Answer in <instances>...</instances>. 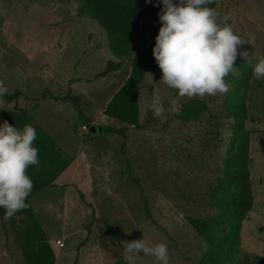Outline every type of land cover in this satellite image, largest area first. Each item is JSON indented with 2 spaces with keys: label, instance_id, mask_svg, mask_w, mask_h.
Returning <instances> with one entry per match:
<instances>
[{
  "label": "rangeland",
  "instance_id": "rangeland-1",
  "mask_svg": "<svg viewBox=\"0 0 264 264\" xmlns=\"http://www.w3.org/2000/svg\"><path fill=\"white\" fill-rule=\"evenodd\" d=\"M82 1L0 0V80L13 95L4 94L0 107H25L27 123L43 126L57 149L73 156L55 185L31 197L55 250V264H113L123 255L126 241L142 235L153 243H167L169 264H192L206 242L184 214L212 211L207 192L219 174L225 146L209 127L235 78H224L226 92L194 95L206 99L209 111L184 121L174 112L190 97L162 83L159 66L150 67L139 86L143 126H129L126 135L108 130L120 123L104 108L128 76L130 59L125 57L118 70L95 76L109 59L119 58L109 49L107 30L78 13ZM214 8L221 22L228 16L252 59L264 54V0H217ZM68 90L79 95V107L59 98ZM153 95L164 104L158 117L149 107ZM248 115L254 203L243 221L240 254L250 252L264 260V78L251 80ZM93 124L97 132L90 130ZM216 125L227 137V124ZM16 217V227L8 217L0 219V264H26L16 237L25 216ZM104 220L119 240L106 233ZM135 264L160 262L140 252Z\"/></svg>",
  "mask_w": 264,
  "mask_h": 264
},
{
  "label": "trees",
  "instance_id": "trees-1",
  "mask_svg": "<svg viewBox=\"0 0 264 264\" xmlns=\"http://www.w3.org/2000/svg\"><path fill=\"white\" fill-rule=\"evenodd\" d=\"M175 2V0H174ZM212 0L210 7L216 5ZM159 0H83L79 14H88L96 19L108 32L109 49L119 58L109 59L104 70L95 76H103L118 70L123 59H130V71L124 82L108 99L104 113L119 121L115 130L126 135L129 126L141 127L139 114V86L150 67L158 66L152 53L155 36L160 27L158 12ZM244 45L238 46V52ZM255 60L237 55L234 65L237 73L225 76L233 79L232 90L226 96L221 109L212 115L209 130L225 146L222 162L207 192L208 203L212 211L206 215L185 213L184 217L194 230L205 240L206 249L192 264H264L259 256L241 251V230L243 221L252 209L254 194L250 170V140L252 130L246 126L248 119V92L253 78L252 67ZM8 98L13 95L5 93ZM17 94V92L15 93ZM58 98V96H57ZM63 100H72L79 107L80 97L68 90L59 96ZM209 111V104L201 97H190L182 101L174 116L190 121ZM79 114L88 122L90 118L79 108ZM29 113L25 107H0V120L7 119L10 124L22 127L27 123ZM227 124V137L220 135L216 124ZM37 136L33 143L38 147L39 166L29 165L26 169L33 181L31 192L26 197L28 207L18 210L8 217L16 227V215H24L23 227L16 230V237L26 264H55L56 253L46 231L38 217L31 197L46 186L55 185L56 178L72 163L73 156L60 152L55 138L40 124L34 125ZM97 132V130H96ZM137 180V179H135ZM82 194V192H80ZM0 207V219L4 217ZM106 233L115 240L119 236L109 222L103 221ZM79 242L78 247L84 244ZM113 264H126L123 255Z\"/></svg>",
  "mask_w": 264,
  "mask_h": 264
},
{
  "label": "clouds",
  "instance_id": "clouds-1",
  "mask_svg": "<svg viewBox=\"0 0 264 264\" xmlns=\"http://www.w3.org/2000/svg\"><path fill=\"white\" fill-rule=\"evenodd\" d=\"M148 2V0H146ZM155 2V0H153ZM160 27L155 36L152 53L161 69L160 81L177 90V95L192 97L215 95L228 90L225 76L237 73L234 61L237 55L248 61L247 48L238 46L245 41L228 23L225 14L209 5L212 0H159ZM255 78H264V54L253 64ZM8 91L0 80V98ZM175 104V98L170 100ZM150 109L160 116L164 104L159 95H153ZM37 132L30 123L22 127L0 120V207L5 217H11L28 207L26 197L31 192L33 181L26 169L39 166L38 147L33 143ZM154 257L160 264H169V248L165 242L148 240L144 235L126 241L123 260L135 264L138 253Z\"/></svg>",
  "mask_w": 264,
  "mask_h": 264
},
{
  "label": "built area",
  "instance_id": "built-area-1",
  "mask_svg": "<svg viewBox=\"0 0 264 264\" xmlns=\"http://www.w3.org/2000/svg\"><path fill=\"white\" fill-rule=\"evenodd\" d=\"M82 128H83L84 130H86V129H87V125L84 123L83 126H82ZM56 243H57L58 245H60V246H63V245H64V241L61 240V239H56Z\"/></svg>",
  "mask_w": 264,
  "mask_h": 264
},
{
  "label": "water",
  "instance_id": "water-1",
  "mask_svg": "<svg viewBox=\"0 0 264 264\" xmlns=\"http://www.w3.org/2000/svg\"><path fill=\"white\" fill-rule=\"evenodd\" d=\"M90 130L93 131V132L96 131V125H94V124L91 125V126H90Z\"/></svg>",
  "mask_w": 264,
  "mask_h": 264
}]
</instances>
